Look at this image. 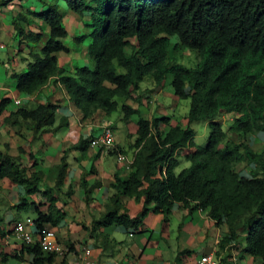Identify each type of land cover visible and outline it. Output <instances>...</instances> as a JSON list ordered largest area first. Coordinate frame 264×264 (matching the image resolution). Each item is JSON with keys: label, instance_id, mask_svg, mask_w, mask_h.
Segmentation results:
<instances>
[{"label": "clouds", "instance_id": "9594fccd", "mask_svg": "<svg viewBox=\"0 0 264 264\" xmlns=\"http://www.w3.org/2000/svg\"><path fill=\"white\" fill-rule=\"evenodd\" d=\"M0 264H264V0H0Z\"/></svg>", "mask_w": 264, "mask_h": 264}]
</instances>
